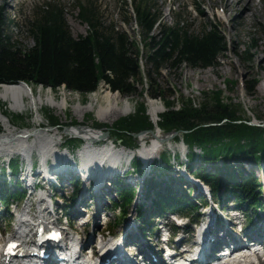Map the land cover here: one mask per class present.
I'll use <instances>...</instances> for the list:
<instances>
[{
    "label": "trees",
    "instance_id": "1",
    "mask_svg": "<svg viewBox=\"0 0 264 264\" xmlns=\"http://www.w3.org/2000/svg\"><path fill=\"white\" fill-rule=\"evenodd\" d=\"M121 3L122 22L133 19L141 45L147 49L143 53L124 30L112 22L100 20L97 8L89 1L75 0L73 4L77 18L87 26L86 33L77 36H73L67 27L62 4L47 1L35 7L22 24L23 32L32 40L30 46H23L11 37L10 29L17 24L0 12V84L23 81L30 86L52 90L61 87L84 95L95 92L101 81L108 90L121 96L137 94L141 100L135 101L133 111L118 117L110 126L114 139H118L117 144L136 146L131 135L152 130L154 126L163 133L176 131L174 140L187 145L188 158L198 156L208 164L193 168V174L204 181L212 198L217 202L220 197L227 202L233 198L237 207L253 212V207L260 204L258 190L254 191L257 180L252 174H243L241 169H229L228 161L236 158L259 161L264 156V127L247 123V119L238 113H244L241 104L222 100L218 90L203 92V100L196 104L191 98H179V107L174 108L173 91L166 89L165 92V88L152 77L166 67L177 70L182 65L205 68L215 64L216 58L225 51L222 34L213 24L192 32L178 18L172 24L162 22L160 10L153 5L154 0H133L130 4L133 16L127 9L126 0ZM155 28L153 34L151 31ZM259 40L264 45V35ZM255 42L252 40L249 47ZM143 83L146 84L144 90H136V85L142 87ZM254 84V80L249 81L247 91L250 94L254 91ZM146 96L159 98L163 108L156 115L154 125L146 113ZM13 117L23 120L20 114ZM46 118L49 126L58 125L49 110ZM104 125L94 123L97 129ZM64 138L68 145L75 144L72 138L65 135ZM160 157L163 163L167 162L164 153ZM217 160L221 162L216 163ZM134 164L139 162L135 160ZM9 167L12 172L17 170L18 163L14 158L10 159ZM152 168L159 169L154 164ZM144 183L145 195L148 192L153 195L151 203L156 213L183 211L187 217H196L188 193L179 192L171 181L149 177ZM221 183L223 189L219 192ZM113 186L116 200L111 202L110 209L124 216V208L131 203L134 188L123 184L120 179ZM74 188H77L76 182ZM22 196L18 182L8 185L0 179V207L4 212L7 204ZM200 198L204 202V197ZM137 212L138 216L144 213L142 204L137 205Z\"/></svg>",
    "mask_w": 264,
    "mask_h": 264
},
{
    "label": "rangeland",
    "instance_id": "2",
    "mask_svg": "<svg viewBox=\"0 0 264 264\" xmlns=\"http://www.w3.org/2000/svg\"><path fill=\"white\" fill-rule=\"evenodd\" d=\"M5 1L6 4L5 5ZM47 1H54L62 4L65 8V21L70 33L73 36L83 35L86 33V24L80 21L76 16V10L73 9V4L75 0H0V12L6 14V16L10 19H13L16 22V26L11 27L9 34L13 39H16L23 46H30L32 44L31 38L23 32V19L31 14V12L35 9V7L41 5L43 2ZM82 3L89 1L92 5L97 8L98 15L100 20L104 21L105 23L112 22L116 25L117 28H121L124 30L131 38L134 39L136 45L141 50V53L145 52L147 49L146 47H142L140 42V36L138 35V28L134 23L133 19L131 18L128 23L122 22V3L121 0H78ZM133 0H126L128 3L127 9L132 14L131 9V2ZM249 1L247 0H154V7L160 10L161 16L160 19L162 22L166 24H172V22L178 18L180 21H183L189 30L192 32H198L203 26H209L211 24L215 25L219 32L222 34L225 44V51L220 54L216 58L215 64L205 67V68H189L182 65L179 69L173 70L171 68H163L159 71L158 75H152L155 79L154 81L157 82L160 87L173 91V105L172 107L178 108L179 107V98H191V100L196 104L203 100L202 93H209L211 90H218L219 95L224 101H230L236 104L239 102L244 109V113L238 112L240 116L247 119V123L252 124H260L264 127V91L260 88L264 87V45L259 40L264 35V0H251L252 6L247 4ZM249 8V9H248ZM153 34L156 33V28L151 31ZM256 41L253 47H249L251 41ZM248 57V60L246 59ZM141 67L144 68L142 60H140ZM254 80V91L250 94L247 91V87L249 85V81ZM34 91L38 86H32ZM146 87V84H142V87L137 84L136 90L142 91ZM97 89L102 88L105 93L109 91L105 85L100 81L97 84ZM49 90L52 93V96L55 99L62 98V96H66V104L63 106V110H58L57 108L50 107L47 105H41L38 108V114L40 118L39 126L34 122L36 113L35 110L31 108V106H25L23 110L20 112L10 111L7 107V103L0 100V112L2 113L3 121L0 122V133L5 130L3 124L7 123V126L10 128L11 132L17 133L21 131H31L33 128H44L51 130L53 132H58L61 135L62 133H66V129L73 130L75 126L84 125V126H94V123L105 124L101 126L99 131L107 130V137L116 144V146L121 149L122 147L119 146L122 143L116 142L118 139H114L115 136L112 135V130L110 128L112 122L116 120L120 116L127 115L131 113L136 105L135 101L141 100V98L135 94L133 96H121L118 92L116 94L120 95L119 104H122V101H127L128 108L127 112L117 115L116 117L112 118L108 122H102L98 120L96 117V108L92 111H87L82 114H79L75 111V108L79 105H85L90 102V93L87 94H79L77 92H71L64 90V88H56L55 90L49 88H42V90ZM64 92H63V90ZM112 92V91H109ZM63 93V94H62ZM122 98V99H121ZM177 98V99H176ZM124 99V100H123ZM26 99L24 98V102L26 103ZM145 108L146 113L149 114V105L151 102L156 103L158 105V113L162 111L161 101L159 98H149L145 97ZM47 110L52 113L56 119L58 125L56 126H49L47 123ZM5 114V115H4ZM20 114L23 117V120H15L13 115ZM149 120L153 121L152 116L148 115ZM81 118H83L82 121ZM7 121V122H6ZM151 121V122H152ZM154 122V121H153ZM152 122V123H153ZM154 125V123H153ZM63 127H65L63 129ZM155 127V126H154ZM153 127V129H154ZM152 129V130H153ZM157 131L161 132L160 129L155 128L152 132L154 134L163 135L166 137L165 142H163L160 146L165 145L168 148L173 146H177L180 143L178 141H173L174 137L177 135V132L169 131L166 133H156ZM60 135V136H61ZM150 131H139L133 133L131 135L134 142H137L143 136L150 137ZM113 137V139H111ZM168 137V139H167ZM60 139V137H57ZM148 139V138H147ZM136 143V145H137ZM170 143V144H169ZM147 144V143H146ZM168 144V145H167ZM139 145V144H138ZM68 146V145H67ZM72 146V145H71ZM159 146V147H160ZM70 148V146H68ZM129 147V146H128ZM163 148V147H162ZM127 151V150H126ZM198 151V150H197ZM15 154H19L14 152ZM11 153H0V165H4L5 160L8 156H12ZM20 155V154H19ZM14 156V155H13ZM16 156V155H15ZM182 158V156H181ZM198 156L194 158L191 163L189 162L188 165H191V169L199 166L200 164L208 165L206 162L204 163L201 161ZM171 161V160H170ZM245 161V162H244ZM229 162V169H241L242 173L245 175L252 174L255 176L256 179L259 181L260 177V167L263 166V176L260 177L261 182L257 183V187H255L254 191L257 192V189L261 186L260 184L264 183V156L257 162L248 159H231ZM154 163V162H153ZM152 163V164H153ZM216 163H220V160H217ZM241 164V165H240ZM155 166H164V164L154 163ZM169 167V166H165ZM190 168L186 169L187 171ZM151 172L147 173L144 180L146 178H155L157 172L156 169H150ZM248 173V174H247ZM254 173V174H253ZM142 173L139 177L142 178ZM163 176V177H162ZM160 178H164V174ZM1 178V177H0ZM165 180L171 181L172 186L176 187L179 192H183L184 187L186 185H179L176 182L177 179L171 177H165ZM202 180V179H201ZM200 180V181H201ZM13 181V179H11ZM203 181V180H202ZM205 187L207 185L202 182ZM6 182V181H5ZM7 183V182H6ZM10 185L9 183H7ZM68 184V185H67ZM67 190L57 189L54 190L53 188L48 187V195L53 196L52 201L55 202L57 205V211L66 214V222L71 225V228L74 232H76L75 237L79 236L82 242H85L86 239L90 236L91 231V224H93V219L97 218L98 228L96 232H94V236L91 240H98L100 235L102 234L105 239L109 240L110 238H117L122 226L125 222L128 224H135L132 219L133 214H137V210L132 211L133 208V199L130 204L125 206V213L126 217L123 220L119 218L118 213L116 210L112 211L110 209V204L112 201L116 200V195L114 192L113 185H111L110 192L104 194V206L98 212V216L94 215V205L92 203L93 198H89V204L87 206H76V199L78 196V191L80 187L78 186V190L75 192L71 199L69 196L71 184L66 183ZM70 185V186H69ZM222 183L219 186V192H222L223 189ZM90 186V185H89ZM145 186V183H144ZM23 185L20 184V189L22 190ZM74 189V187H72ZM76 188V189H77ZM88 188V187H87ZM137 188V187H136ZM264 188H262V191ZM37 192V191H36ZM55 193V194H53ZM111 193V195H110ZM143 193H146V189H143ZM147 195L146 198H149L150 201L152 198V193ZM109 194V195H108ZM182 194V193H181ZM224 194V193H222ZM188 198L192 200L194 203H197V200L192 196V191H189ZM110 196V197H109ZM133 196V195H132ZM75 198V199H74ZM28 201V195L24 192V196L21 200L15 203V201L9 206L8 214H9V222L6 225L0 223V227L4 229L5 234H9L14 229V218L13 213H18V210L25 208L26 203ZM144 199L141 197L140 202L144 204ZM215 201V200H214ZM139 202V203H140ZM216 202V201H215ZM217 205V204H215ZM146 210L149 207H145ZM79 209L81 214L84 215L79 217L78 219L74 218L73 214L71 213V208ZM208 206L205 207V209ZM111 210V212L109 211ZM150 210V209H149ZM13 212V213H10ZM178 216L184 215V212L175 211ZM219 213V211H218ZM173 213L170 214V216ZM218 215V214H217ZM5 217L3 212H0V218ZM168 216V218L170 217ZM240 218V215H239ZM260 219L259 217H253V225L256 224ZM119 220V222L117 221ZM226 220V219H222ZM114 223L113 226L111 225L112 222ZM181 221H185L183 218ZM201 221V216L198 219V222ZM123 222V223H122ZM246 227L253 226L250 223H244ZM240 223L237 225L239 227ZM193 225L189 224V228H192ZM69 232V230H68ZM262 233V232H261ZM74 235V233H72ZM85 236V238H84ZM150 248L154 249L152 243L157 240V237L153 234L150 236ZM243 238V237H242ZM192 237L190 238V241ZM189 241V243H190ZM149 245V244H148ZM264 257L261 256L260 260L262 261ZM259 261L253 260L251 264H258ZM264 264V262H261Z\"/></svg>",
    "mask_w": 264,
    "mask_h": 264
},
{
    "label": "bare ground",
    "instance_id": "3",
    "mask_svg": "<svg viewBox=\"0 0 264 264\" xmlns=\"http://www.w3.org/2000/svg\"><path fill=\"white\" fill-rule=\"evenodd\" d=\"M247 1H249L247 4L252 6L251 0ZM5 5H7L6 1ZM260 89L264 91L263 86ZM109 91H107L108 93H105L102 88L97 89L95 92L90 94V102L85 105H78L75 108V111L79 114H82L83 117L85 112L92 111L96 108V117L102 122H108L117 115L127 112V109H129L127 101H122V104H119L120 95L116 94V92ZM24 98L27 100L26 103L24 102ZM66 98V96H62L60 100L55 99V97L52 96L51 91H49L48 89H45L43 91L41 86H38L36 88V91H34L33 88L28 84H26V86L22 83L0 84V100L7 103L8 109L10 111L20 112L25 108L26 105L31 106V108L35 110L36 116L34 122L38 126L41 121V117H39L38 114V108H40L41 105L45 104L47 106L57 108L58 110H63V106L67 102ZM149 106V114L152 116V118H155L158 112V105L151 102ZM3 117L4 116L0 112V122L2 123L4 122ZM82 120L83 118H81L80 121ZM3 125L5 127V130L0 133V153H12L14 156L12 155L7 157L9 158L7 167L10 169L9 161L10 159L14 158L18 163V168L15 172H12L10 169L11 172L8 173L5 167V163L4 165H0V179H4L9 184L18 182L19 188L20 184H22L23 188L22 190H20L23 191V196L24 192H26L28 195V203H26L25 208L20 209V212L17 214L14 223L15 227L11 232V236H15L16 239L24 242L25 247L27 238L30 237V228L32 226L33 220L44 216L55 219L56 225L60 226L62 236L66 240H68L69 233L67 224L58 216L57 208L54 206V203L50 204L53 196L48 195L47 189L48 187H54V190H67L68 184L66 185V183L71 184L73 187L72 180L76 175L80 179V190L78 191V196L75 203L76 206H87L89 204V198L92 197V203L94 205V215L98 216L99 210L104 206V194L109 193L111 185H113L114 181L120 179L131 188H134L132 196V206L134 209L132 211L134 212V210H137L138 204H142L144 213H140V216L142 215L141 217L138 216V212L137 214H133L132 219L135 224L133 225L125 222L119 232L120 237L113 238V240H105L102 234L100 235V238L98 240H91V238L94 236V232H96L98 228L96 220L98 217L93 219V224H91V231L89 233L90 236L86 239L85 242H82L83 240H81L79 236L75 238L72 237L73 240L71 241L73 242L72 244H70V247L71 245L74 247L72 253H74L77 249V246H79L78 249L81 251V253H86L85 257H82L80 260L88 262V264H94V262H96L94 256H97V254L100 252V248L97 249V246L101 245L103 249L111 248L113 246H122L123 248H125L132 245V241L136 242V248H140L141 251L143 250L148 254L150 250L148 249L146 243L147 241H145V239H143L138 232L143 230V222L141 219H143L144 223L146 222L147 224L152 220L161 227H164L165 225L170 223V219L168 218L169 213H156L152 207L151 200L146 201V199L149 200V198H146L147 196L143 193L144 182L148 179L146 178L144 180V178L147 173L151 172V166L156 162L164 164V166H169H158L159 169H156L157 173L162 172L167 178H178L176 182H178L179 185H186L182 190H185L186 187L189 188V191H192V196L197 200V203H194L191 200L195 207L194 214L196 215V217L190 218L188 216V221L182 226V229L184 230V232H182V235L185 236V230L189 227V224L193 220H196V232L195 234L192 233L193 239L190 242V246L194 245L197 240H201L204 242L205 246L202 249V256L204 257V260H202V262H204L203 264H251L253 263V256H248L250 253L237 252L238 250H235L231 256L225 255L224 257L212 260L211 263V260L208 256L212 250V246L216 248L219 245L226 243L227 241L240 243L245 239L257 244H263L264 242V190L262 191V188H264V183L260 184L261 186L257 189L259 195L257 197L260 201V207L257 210L253 209V212L244 211L241 208L238 209L235 203L226 202L223 197H220V202H217L218 200L212 198L208 189L206 194H202L201 190L197 188V185L193 184V182H191L189 178L187 180L184 178V175H187V177H189L188 175L193 174V169L190 168V171L186 170L189 166H191L188 165V163H191V161L194 160L188 158L189 151L187 145L182 141H178V143H180L179 145H177L178 147H175L172 144L169 148L165 145L160 146L163 142H165L166 137H164L163 135L152 133L155 128L159 129L157 126H155L154 129L150 131V137L143 136L142 138H140L139 141H143L144 138H148L147 144L143 146H137L134 152L131 151L125 153L124 150H121L122 148L119 149L111 146L113 145V143L111 142L104 145L105 141L103 140L101 141V147L98 149H94L92 147V144L96 141V138L99 135L100 131L92 128V126L73 125L75 127L73 130L66 129L65 132L68 134L80 136L85 140V142H82L81 147L78 150L80 157L79 165L75 166L73 164L60 163L59 165L51 166L49 169L47 168L45 171L43 170L44 172H42L39 176H34L32 172L33 170H31L29 166L26 168L23 164V161L30 162L32 160V157L29 155L32 150H36L40 158L42 159L46 158L47 156H58L55 151L53 152V146L57 141L56 133L44 128H33L31 131H21L13 133L7 126V123ZM156 133L162 132L157 131ZM103 139L108 140V137ZM14 152H17L20 155H17ZM163 153L167 158V162L164 163L160 160V156ZM20 156L23 161H21ZM135 160L139 162L138 165L134 164ZM51 165H53L52 161ZM259 171L260 177H262L263 166L260 167ZM141 173L143 174L142 178L139 177ZM162 173L159 175V177L155 178L159 179L163 175ZM165 177L163 179H165ZM260 177L259 181L258 179H256L257 183L261 182ZM11 179H13V181H11ZM37 181H40L43 185L41 192H36L38 188L36 187L37 185L35 184V182ZM72 187H70L69 190L70 194L78 190V188L77 190H75ZM148 194L150 193L148 192ZM201 196L204 197L205 206L211 204V215H208L207 212L206 214L204 213V211L206 210L209 211L210 207L204 210L201 209V204L203 203L202 199L200 198ZM141 197L144 199L143 202L146 205L145 207H149L150 210H146V208L143 207L144 204L140 202ZM21 199L22 198H20V200ZM34 208L39 210V213H37ZM230 210L234 211V219L228 213ZM109 211L111 212V210ZM80 212L82 211H79L77 207L71 208V213L76 219L81 216L84 217V215H80ZM126 214L127 213H125L124 216L121 215L119 217L120 220H123V218L126 217ZM200 216L201 222L198 225V219ZM219 216H222L223 219L226 220H221ZM259 216V221L253 225V217ZM248 217L250 218V220H248ZM117 221L119 222V220ZM114 223L116 224L117 222L114 221ZM239 223L240 225L238 228L237 225ZM244 223H250L253 226L248 228ZM201 238H205V240H202ZM183 239L177 240V243L181 242ZM247 245L249 247H252V244H250L249 242H247ZM159 246V242L156 241L155 247L159 248ZM29 248L32 249L31 246ZM90 248L92 249L91 255L89 251ZM184 249L189 252L187 248L184 247ZM184 251L185 250L178 248L176 253L179 254ZM261 251V256L264 257V251ZM115 255L116 256L112 260H108L105 262L101 261L100 264H125L127 262L123 258L122 254L116 253ZM258 264H261V262H259Z\"/></svg>",
    "mask_w": 264,
    "mask_h": 264
},
{
    "label": "water",
    "instance_id": "4",
    "mask_svg": "<svg viewBox=\"0 0 264 264\" xmlns=\"http://www.w3.org/2000/svg\"><path fill=\"white\" fill-rule=\"evenodd\" d=\"M18 83H22L23 85H25L26 86V83L25 82H23V81H19ZM65 127H63V129H64ZM97 130H99V129H97ZM176 131H174V133H175ZM107 130H103V131H100V133H99V135L97 136V138H99V139H103V138H106L107 136ZM111 139H113V137L111 138Z\"/></svg>",
    "mask_w": 264,
    "mask_h": 264
}]
</instances>
